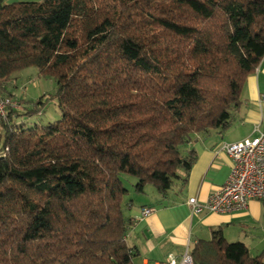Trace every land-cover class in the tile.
<instances>
[{"label": "trees", "instance_id": "1", "mask_svg": "<svg viewBox=\"0 0 264 264\" xmlns=\"http://www.w3.org/2000/svg\"><path fill=\"white\" fill-rule=\"evenodd\" d=\"M263 56L264 0H0V94L33 65L61 112L0 117V264H136L120 176L162 198L184 184L190 143L229 126ZM190 254L264 264L220 227Z\"/></svg>", "mask_w": 264, "mask_h": 264}, {"label": "crops", "instance_id": "2", "mask_svg": "<svg viewBox=\"0 0 264 264\" xmlns=\"http://www.w3.org/2000/svg\"><path fill=\"white\" fill-rule=\"evenodd\" d=\"M262 94H264V56L255 71L246 78L240 106L234 112L229 126L225 129H211L196 136L190 143V147L196 151V160L190 169L187 181L184 184L178 181L164 198L151 192L150 199L155 204L148 202L139 205L138 208L132 206L128 211L135 220L126 236L128 244L136 252L134 262L137 259L139 264H158L163 262L169 253L179 256L187 243L191 247L199 238L208 239L211 230L218 227L221 228L226 239L229 238L227 232L230 231V236L236 235L238 238L232 240L243 242L251 254L260 255L263 260L264 248L259 247L262 238L257 236L260 240L257 241L256 247L249 246V222L260 219L258 211L261 204L258 200L250 199L247 208L231 213L202 210L192 214L187 204L189 197H196L198 201L205 202L209 195L226 180L232 159L221 148L224 141L234 142L254 136L255 128H264ZM145 207L153 210L143 215L142 209ZM252 248L254 253L251 251Z\"/></svg>", "mask_w": 264, "mask_h": 264}, {"label": "built area", "instance_id": "3", "mask_svg": "<svg viewBox=\"0 0 264 264\" xmlns=\"http://www.w3.org/2000/svg\"><path fill=\"white\" fill-rule=\"evenodd\" d=\"M261 101L264 102V94L261 95ZM20 107L18 100L0 96V117L5 118L9 108ZM255 131L254 136L221 144V148L232 159L230 172L224 183L205 202L198 201L196 197L187 199L192 214L202 210L231 213L247 208L250 199L264 200V128L257 127ZM152 210L145 207L142 214H149ZM158 264H194L189 244L179 256L169 253Z\"/></svg>", "mask_w": 264, "mask_h": 264}, {"label": "rangeland", "instance_id": "4", "mask_svg": "<svg viewBox=\"0 0 264 264\" xmlns=\"http://www.w3.org/2000/svg\"><path fill=\"white\" fill-rule=\"evenodd\" d=\"M17 1L41 0H3L4 3ZM13 76L14 77H12L10 81L4 84L3 91L0 95H9L19 100L22 103L20 111L31 109L35 105H37L38 107L39 104H36L38 100H41L43 102L38 112L34 111L30 115L22 116L20 120L23 121L24 128H30L34 126L42 127L47 125L48 123L58 120L61 117L57 99L54 97V94L56 92V79L53 76L41 73L38 68L33 65L27 66L20 71H17ZM120 177L123 186L128 189L127 193L124 195V201L130 200L133 206L136 208H138L139 205L148 202L155 204V202L150 199V193L154 192V188L152 185H146L145 192L140 193L136 192L133 188V184L135 182L134 177L127 174H122ZM258 201L261 204L258 211L260 219L250 220L249 222V246L252 247L253 245V247H256L257 241L262 238V243L260 241L261 244H259V247L264 248V200ZM125 213L128 214V211H125ZM227 235L229 238H227L226 240L229 242L236 241L232 239H238L236 238V235L230 236V231L227 232ZM254 235L255 237H253ZM257 236H260L259 240ZM251 251L252 253H254V248H252ZM135 262L139 264V261L137 259L135 260Z\"/></svg>", "mask_w": 264, "mask_h": 264}]
</instances>
